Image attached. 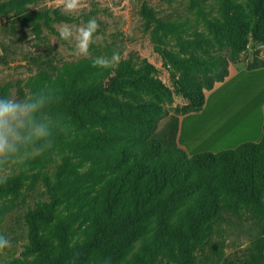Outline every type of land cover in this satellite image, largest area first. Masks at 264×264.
I'll list each match as a JSON object with an SVG mask.
<instances>
[{
    "label": "rangeland",
    "instance_id": "374dc122",
    "mask_svg": "<svg viewBox=\"0 0 264 264\" xmlns=\"http://www.w3.org/2000/svg\"><path fill=\"white\" fill-rule=\"evenodd\" d=\"M260 1L81 0L82 7L68 13L63 0H40L35 11H57L61 20L0 15V91L8 85L12 96L24 98L51 89L58 97L53 110L69 125L52 152L18 167L0 184V203L14 199L0 223V233L11 241L0 264H99L97 251L109 233L121 246L107 264H264V159L239 163L235 174L170 175L161 162L142 155L126 119L160 105L169 110L158 125L163 131L183 104L165 62L177 75L184 71L168 55L229 56L236 45L244 51L229 63V77L206 93L201 113L181 117L178 144L193 156L260 142ZM90 18L99 29L85 58L59 30ZM113 52L121 55L117 67L92 66L96 57ZM219 113L224 119L212 129ZM40 207L49 208L52 225L37 233L30 214Z\"/></svg>",
    "mask_w": 264,
    "mask_h": 264
},
{
    "label": "trees",
    "instance_id": "16d2710c",
    "mask_svg": "<svg viewBox=\"0 0 264 264\" xmlns=\"http://www.w3.org/2000/svg\"><path fill=\"white\" fill-rule=\"evenodd\" d=\"M39 1H0V15L15 14L24 16L31 22L40 20L49 22L53 21L54 17L56 20H61L60 13L57 11L53 13L42 10L35 11L33 8L37 7ZM260 4L264 8V2L260 1ZM252 36L253 41L256 42L258 40L257 33L253 32ZM243 51V48L241 49L234 45V49L229 56L217 55L200 59L194 56L183 58L168 55L170 64L176 69L184 71V73L177 75L168 67L169 63L165 62L175 96L183 104L174 108V115L171 116L166 128L161 132L158 131L159 122L168 115L169 110L160 105H155L140 114L131 112L126 115V119L132 124L134 135L138 138L137 144L143 156L161 162L170 175L179 171H186L198 173L203 178H209L219 173L230 172L233 174L236 165L239 163L264 159V125L263 138L260 142H246L235 149L216 153L201 152L189 156L178 144L181 117L199 114L203 111L206 105V93L214 90L217 83H223L229 77V63L236 62ZM249 70L253 69L250 68ZM42 76L44 80L51 81L46 72H43ZM195 77H200V80H195ZM5 95H11L8 85L1 88L0 91V97ZM95 183L101 182L96 179ZM16 193L14 191L13 194ZM9 204L12 206L14 199H11ZM9 204L0 203V223L6 219L11 210ZM48 211L49 208L40 207L36 212L30 214V221L35 232L38 233L40 230L50 229L52 217H48ZM110 236L111 234L109 233L97 251L100 256L99 264H107V262L113 261L117 250L121 246ZM108 237L110 238L108 239Z\"/></svg>",
    "mask_w": 264,
    "mask_h": 264
},
{
    "label": "clouds",
    "instance_id": "9594fccd",
    "mask_svg": "<svg viewBox=\"0 0 264 264\" xmlns=\"http://www.w3.org/2000/svg\"><path fill=\"white\" fill-rule=\"evenodd\" d=\"M63 7L66 12L74 13L82 3L81 0H63ZM98 29L97 20L90 18L86 24L75 28L62 26L59 36L65 41L74 40L76 55L88 58ZM120 60V53L113 52L111 57H96L92 66L114 69ZM57 102L58 97L46 87L24 98L0 97V184L6 183L18 167L52 152L56 137L68 132L69 125L53 110ZM10 247L11 241L0 233V257L6 256Z\"/></svg>",
    "mask_w": 264,
    "mask_h": 264
},
{
    "label": "bare ground",
    "instance_id": "6f19581e",
    "mask_svg": "<svg viewBox=\"0 0 264 264\" xmlns=\"http://www.w3.org/2000/svg\"><path fill=\"white\" fill-rule=\"evenodd\" d=\"M230 111H231V112H228V113H232V114H233V111H236V109H233V110H230ZM225 112H226V111H225ZM228 113H227V115H229ZM236 113H237V112H236ZM221 114H222V113H219V114L217 115V118H218V116H219V118H220V115H221ZM230 115H231V114H230ZM211 116H212V115H210L209 117H211ZM222 116H223V114H222ZM239 117H240V116H239ZM217 118H216L214 121H217ZM219 118H218V119H219ZM225 118L228 119L229 116H228V117H225ZM244 118H246V117H244ZM207 119H208V118H207ZM220 119H221V120H220ZM220 119L218 120V122H215V123L212 122V124H213L212 129L215 127V125H217V127H218V125H220L219 121L222 122V120H223L224 118H220ZM231 119H232V118H231ZM240 119H241V118H240ZM205 121H206V119H205ZM231 122H232V120H231ZM236 122H237V120H236ZM217 123H218V124H217ZM233 123H234V122H233ZM239 123H240V122H239ZM246 123H247V122H246ZM246 123H245V122L242 123L241 126H239V127H241L242 130L247 129V126H248V125H247ZM210 125H211V124H210ZM227 125H228V124H227ZM227 125H226V126H227ZM232 125H234V124H232ZM238 125H239V124H238ZM215 128H216V127H215ZM215 128H214V129H215ZM226 129H227V128H226ZM229 130H230V129H229ZM251 130H252V129H251ZM208 132H209V131H208ZM210 132H212V130H211ZM214 133H216V132H214ZM200 134H201V133H200ZM206 134H207V133H206ZM238 135H241V134H238ZM201 136H202V135H201ZM207 136L209 137L208 134L206 135V138H207ZM210 137L212 138L213 136L210 135ZM199 138H200V137H199ZM202 138H204V136L201 137V139H202ZM208 139H209V138H208ZM211 140H214V139H211Z\"/></svg>",
    "mask_w": 264,
    "mask_h": 264
},
{
    "label": "crops",
    "instance_id": "0c3cea01",
    "mask_svg": "<svg viewBox=\"0 0 264 264\" xmlns=\"http://www.w3.org/2000/svg\"><path fill=\"white\" fill-rule=\"evenodd\" d=\"M185 127H186V125L184 124V126L182 127L181 136H180V140H182V141H185L184 136L187 132Z\"/></svg>",
    "mask_w": 264,
    "mask_h": 264
}]
</instances>
